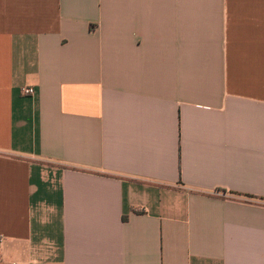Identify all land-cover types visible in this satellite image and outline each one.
Returning <instances> with one entry per match:
<instances>
[{"label": "crops", "instance_id": "crops-1", "mask_svg": "<svg viewBox=\"0 0 264 264\" xmlns=\"http://www.w3.org/2000/svg\"><path fill=\"white\" fill-rule=\"evenodd\" d=\"M0 237V264H264V0H0Z\"/></svg>", "mask_w": 264, "mask_h": 264}, {"label": "built area", "instance_id": "built-area-1", "mask_svg": "<svg viewBox=\"0 0 264 264\" xmlns=\"http://www.w3.org/2000/svg\"><path fill=\"white\" fill-rule=\"evenodd\" d=\"M23 92L25 95H33L34 94V89L31 87H27L23 89ZM3 242V238L0 237V244Z\"/></svg>", "mask_w": 264, "mask_h": 264}]
</instances>
